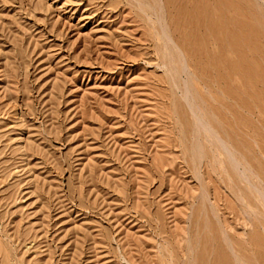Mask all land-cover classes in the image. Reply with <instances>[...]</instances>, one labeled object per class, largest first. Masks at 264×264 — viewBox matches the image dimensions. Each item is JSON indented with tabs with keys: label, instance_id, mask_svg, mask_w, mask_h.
<instances>
[{
	"label": "rangeland",
	"instance_id": "374dc122",
	"mask_svg": "<svg viewBox=\"0 0 264 264\" xmlns=\"http://www.w3.org/2000/svg\"><path fill=\"white\" fill-rule=\"evenodd\" d=\"M0 264H264V0H0Z\"/></svg>",
	"mask_w": 264,
	"mask_h": 264
},
{
	"label": "bare ground",
	"instance_id": "6f19581e",
	"mask_svg": "<svg viewBox=\"0 0 264 264\" xmlns=\"http://www.w3.org/2000/svg\"><path fill=\"white\" fill-rule=\"evenodd\" d=\"M159 2V1H158ZM162 4V3H161Z\"/></svg>",
	"mask_w": 264,
	"mask_h": 264
}]
</instances>
